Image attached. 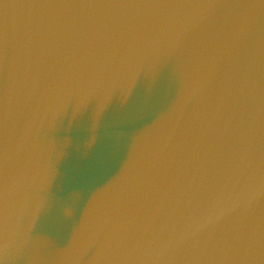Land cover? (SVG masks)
Masks as SVG:
<instances>
[{
    "label": "water",
    "instance_id": "obj_1",
    "mask_svg": "<svg viewBox=\"0 0 264 264\" xmlns=\"http://www.w3.org/2000/svg\"><path fill=\"white\" fill-rule=\"evenodd\" d=\"M0 264H264V0H0Z\"/></svg>",
    "mask_w": 264,
    "mask_h": 264
}]
</instances>
